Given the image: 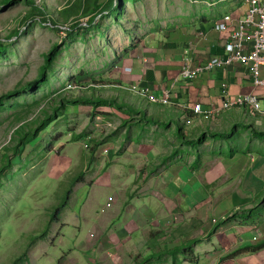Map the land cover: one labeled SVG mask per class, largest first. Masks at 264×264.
I'll return each mask as SVG.
<instances>
[{"label": "rangeland", "instance_id": "1", "mask_svg": "<svg viewBox=\"0 0 264 264\" xmlns=\"http://www.w3.org/2000/svg\"><path fill=\"white\" fill-rule=\"evenodd\" d=\"M116 1L121 8L109 12ZM226 1L0 0V43L4 47L0 54V264H11L19 257V264H86L83 258L106 239L110 227L101 223L92 230V211L83 217L77 208L79 192L83 191L82 196L87 198L96 174L108 168L106 150L113 143H146L159 133L170 144L165 145L168 150L182 159L226 152L235 147L236 138L244 139L246 149L250 147V137L246 139L252 134L249 125H215L209 131L203 119L192 124L187 120L185 125L180 123L183 127L179 126L184 132L188 127L190 143L179 134L175 137L166 126L153 131L139 114L138 108L143 107L134 99L132 93L139 94L134 86L128 91L113 88L108 84L112 82L113 67L102 62L103 58L108 62L101 46L107 47L112 28L122 26L134 32L139 22L174 14L181 6L189 11L206 8L217 12V7ZM178 15L168 20H178ZM54 46L56 57L46 81L34 89L26 88V84L40 78L44 56ZM79 99L94 103L82 105L76 103ZM51 116L49 127L19 150V145L32 138ZM259 134L253 133L252 137L264 151V135ZM201 135L203 142L198 143ZM207 137L210 139L205 144ZM100 148L102 155L97 156ZM102 162L106 163L103 170ZM143 170L148 173L144 183L128 178L125 188L114 189L123 196L120 208L132 198L128 195L138 192V183L143 187L139 193L152 195L153 166ZM70 188L72 196L61 221L50 222ZM107 190L94 186L88 200L92 196L90 203L103 205ZM45 231L46 237L40 238ZM105 246L110 249L112 242L109 240ZM136 263L118 252L112 261L100 264Z\"/></svg>", "mask_w": 264, "mask_h": 264}, {"label": "crops", "instance_id": "2", "mask_svg": "<svg viewBox=\"0 0 264 264\" xmlns=\"http://www.w3.org/2000/svg\"><path fill=\"white\" fill-rule=\"evenodd\" d=\"M240 1L223 2L217 12L206 8L189 11L181 6L174 14L139 22L134 32L122 26L109 32L107 47L101 46L108 59L106 62L103 58L102 62L113 67L112 82L108 84L126 91L137 86L138 92L146 95L131 92L143 107L138 108L139 114L153 131L166 126L175 137L179 134L190 143L188 127L184 132L181 124L193 119L191 109L195 105L211 110L220 107L226 96L264 95V89L253 87L248 71L235 63L223 70L199 74L190 81L181 76L186 50L191 51L195 64L225 54L228 33L216 29L215 22L228 14L236 19L242 17L245 11ZM177 14L178 20H168ZM165 92L170 93L167 105L152 104L148 99L153 96L163 100ZM148 107L157 110L149 112ZM199 119L206 121L209 131L215 125H249L255 136L264 133V119L239 108ZM252 134L246 138L250 137L248 149L244 139L236 138L231 150L206 153L199 159L177 158L159 133L146 143H113L108 147V168L96 174L87 198L82 196L83 191L79 192L77 208L83 217L92 211V230L101 223L110 227L106 239L85 255L84 262H109L114 253L121 252L128 261L137 260L136 264H264V248L227 258L235 251L264 242V151ZM98 155H102L101 148ZM102 165L103 170L106 163ZM150 165L152 195L139 193L143 188L139 183L148 176L143 168ZM128 178L139 181L138 192L128 195L132 198L120 208L123 196L114 189L125 188ZM94 186L108 189L103 205L90 203L92 196L88 200ZM111 196L114 198L109 201ZM232 214L236 216L224 223ZM163 220L172 225L163 224ZM109 240L112 251L105 246Z\"/></svg>", "mask_w": 264, "mask_h": 264}, {"label": "built area", "instance_id": "3", "mask_svg": "<svg viewBox=\"0 0 264 264\" xmlns=\"http://www.w3.org/2000/svg\"><path fill=\"white\" fill-rule=\"evenodd\" d=\"M240 6L245 11L242 17L236 19L228 14L215 22L216 29L228 33L224 45L225 54L218 58L214 57L209 62L195 64L190 55L191 51L186 50L181 67L183 79L194 80L199 74L212 70H223L235 63L248 71L254 88L264 89V0H241ZM137 89V86H134L135 92L146 96ZM169 95V92H165L163 100H158L153 96L148 99L154 104L167 105ZM236 108L245 110L252 117L264 119V95L262 97L256 95L226 96L220 107L211 110L195 105L191 109L193 119L188 120L187 124H192L193 120L201 117H212ZM108 151L106 150V153ZM162 223L172 225V222L167 220H163Z\"/></svg>", "mask_w": 264, "mask_h": 264}, {"label": "trees", "instance_id": "4", "mask_svg": "<svg viewBox=\"0 0 264 264\" xmlns=\"http://www.w3.org/2000/svg\"><path fill=\"white\" fill-rule=\"evenodd\" d=\"M111 10H109V12H114L113 8H117V10H119L121 8V4L118 3V1H116V4H113V6H111ZM123 7V6H122ZM4 52V47H2V44L0 43V54H2ZM56 52H57V46H54L53 49L44 56V60H45V64L42 68V73H41V76L38 80H34L33 82H29L28 84H26V88L28 89H34L35 87H37L39 85L40 82H43V81H46V77H47V72L48 70H50L54 60H55V57H56ZM81 103L82 105H87V104H93L94 102L92 101H85V100H78L76 101V103ZM52 116L49 117L45 123H43L35 132H34V136L32 138H27L23 143H21L19 146V150L23 149L24 148V145H28L30 142H32V140L36 137H38L39 133L42 132L44 129H46L47 127H49V125L51 124V121H52ZM144 120H146V118H144ZM260 135H264V133H260ZM203 137L204 135H201V137H199L197 139V142L198 143H202L203 142ZM22 147V148H21ZM73 183V182H72ZM71 196H72V188H70L68 191H67V195L65 196L64 200H62V202L60 204L57 205V208L54 209L52 215H51V220L50 222H60L61 221V215L63 213V211L65 210V208H67L69 202H70V199H71ZM236 215L235 214H232V216H229L226 218V220L224 221V223L226 222H229L231 221ZM47 235L46 231L44 233H42L40 235V238H45ZM264 248V242L262 243H259V244H256L254 246H250V247H247V248H244L243 250L241 251H235L231 254H229L227 256V258H232V257H235L241 253H252V252H256V251H260L261 249ZM25 253L22 255L24 256ZM21 263V257H19L18 259H16L15 261H13L11 264H19Z\"/></svg>", "mask_w": 264, "mask_h": 264}]
</instances>
